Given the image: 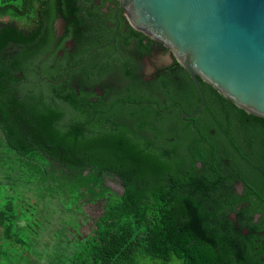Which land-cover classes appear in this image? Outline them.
<instances>
[{"label": "trees", "instance_id": "trees-1", "mask_svg": "<svg viewBox=\"0 0 264 264\" xmlns=\"http://www.w3.org/2000/svg\"><path fill=\"white\" fill-rule=\"evenodd\" d=\"M38 1L0 0V17L29 18ZM54 19L34 22L30 36L0 23V53L22 46L12 64L0 56V264H264L256 230L229 217L240 160L264 158V117L199 78L205 105L183 118L201 100L180 64L157 104L149 91L137 102L103 85L91 103L70 84L38 83L31 43ZM96 70L106 71L102 60ZM96 202L101 214L82 233L84 206Z\"/></svg>", "mask_w": 264, "mask_h": 264}, {"label": "flooded vegetation", "instance_id": "flooded-vegetation-1", "mask_svg": "<svg viewBox=\"0 0 264 264\" xmlns=\"http://www.w3.org/2000/svg\"><path fill=\"white\" fill-rule=\"evenodd\" d=\"M35 3L29 18L7 17L0 23L12 22L30 36L34 22L54 14L52 33L42 31L31 43L36 52L28 64L40 77L38 83L70 84L81 100L91 103L104 95L103 85L111 92L130 90L137 102L142 101L141 93L149 91L154 104L163 99L166 88L173 91L179 73L177 59L162 42L130 24L120 0ZM21 50V45L9 44L1 51V60L12 64ZM101 60L106 71L99 75L96 68ZM16 75L23 76L21 72ZM52 76L60 78L51 81ZM262 142L264 155V134ZM239 165L240 174L232 185L238 204L229 217L236 225L239 220L243 223L244 234L256 230L260 238L255 239L259 246L255 248L261 247L264 260V158L241 159Z\"/></svg>", "mask_w": 264, "mask_h": 264}, {"label": "water", "instance_id": "water-1", "mask_svg": "<svg viewBox=\"0 0 264 264\" xmlns=\"http://www.w3.org/2000/svg\"><path fill=\"white\" fill-rule=\"evenodd\" d=\"M120 2L130 24L167 46L191 75L201 101L183 118L205 105L199 78L237 107L264 117V0Z\"/></svg>", "mask_w": 264, "mask_h": 264}, {"label": "rangeland", "instance_id": "rangeland-1", "mask_svg": "<svg viewBox=\"0 0 264 264\" xmlns=\"http://www.w3.org/2000/svg\"><path fill=\"white\" fill-rule=\"evenodd\" d=\"M2 18L3 17H0V20ZM4 18H7V17H4ZM104 183L106 186L110 187L114 191L121 192L123 189L120 180L118 178L112 176V175H108V174L105 175L104 176ZM84 209L87 212L89 220H88L86 225L81 227V232L87 233L88 231L91 230L92 227H94L95 220L101 214V204H100V202H96V203H92V204L88 203L87 205L84 206Z\"/></svg>", "mask_w": 264, "mask_h": 264}]
</instances>
